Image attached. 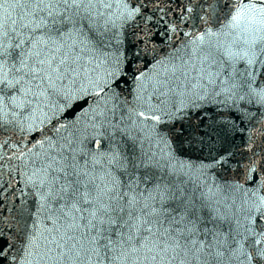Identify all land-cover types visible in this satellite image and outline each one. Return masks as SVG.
<instances>
[{
	"label": "snow or ice",
	"instance_id": "obj_1",
	"mask_svg": "<svg viewBox=\"0 0 264 264\" xmlns=\"http://www.w3.org/2000/svg\"><path fill=\"white\" fill-rule=\"evenodd\" d=\"M0 264H264V0H0Z\"/></svg>",
	"mask_w": 264,
	"mask_h": 264
}]
</instances>
